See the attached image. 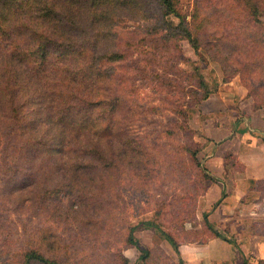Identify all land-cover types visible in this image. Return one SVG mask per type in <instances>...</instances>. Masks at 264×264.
<instances>
[{
    "label": "trees",
    "instance_id": "trees-1",
    "mask_svg": "<svg viewBox=\"0 0 264 264\" xmlns=\"http://www.w3.org/2000/svg\"><path fill=\"white\" fill-rule=\"evenodd\" d=\"M168 15H174L179 20L178 24L174 25L168 20ZM128 17L139 18L148 23L142 25L141 30L137 28L127 33L120 25L121 21ZM151 19L155 21L150 22ZM183 21L178 0H152L150 5L147 1L140 0H0V77L7 80L3 83L4 87H0V102L6 101V106H3L0 113V132L8 130L17 133L21 128L19 141L22 143L15 144L13 137L10 144L18 145L21 151L24 146L32 148L35 165L36 162L41 163L44 159H49L48 154L52 152L51 156L55 157L54 168L63 170L54 176V172L49 174V177L44 174V183L38 187L37 196H57L62 192L65 198L77 199L82 201L84 206L88 205L90 213L98 208L94 204H97L98 200L101 167L104 166L106 170L104 186H107L109 192L112 188L109 179L113 178V170L126 173L124 161L130 163L133 160L137 164L143 161L142 165L145 166L157 161L148 152L152 148H157L158 153L161 149V153L166 154V159L170 161L173 156H177L180 173L182 171L187 176L184 182L192 181L195 176L205 180L215 179L202 166V159L198 154L203 145L194 140V130L188 126L186 120L188 107L205 99L208 90L199 73H190L178 66L183 58L179 42L184 37L194 50H197L199 36L193 35L192 31L200 33L203 30V36L207 35L206 39L211 37L220 39L219 41L226 40L231 34L216 20L212 22V33L205 29L199 30L198 24L187 28ZM262 29L261 38H248V41L238 42L240 45L233 41L242 60L247 58L246 62H250L254 68H264V25ZM232 31L235 32L236 38L242 32L237 26ZM243 45L253 51L250 54L247 49V57L241 49ZM53 53L57 54V59L62 60L58 62L57 68L63 71V78L58 82L66 100L64 108H59L61 115L52 112V106L51 112H48L47 120L58 129L55 136L47 140L38 138L39 129L33 128L35 121L30 123L29 130H25L29 121L22 120L25 113L21 114L22 108L17 106L13 97L19 83H13L12 80L22 78L24 65L34 76V70H40L43 66L42 62L35 63L36 56L40 55L45 61V58ZM128 59L130 60L127 62ZM159 71L163 73L160 74ZM131 72L134 73L131 75ZM238 73L242 78V85L248 89V94L254 100V106L264 107V83L244 82L242 72L238 71L237 67L229 74L234 76ZM170 75L190 77L191 82L188 87H183L181 82ZM225 75L227 76L224 73L222 81L228 80ZM137 76L141 79H157L159 84H156V87H161L158 89L166 86L167 93L173 91V102L166 101L165 107L180 116L181 121L174 120L173 128L161 130L157 134L162 137L165 131L172 140L177 141V145L170 151H164V145L157 144V140L150 139L146 142L145 136L140 132L134 133L130 127L131 121L141 120L158 108L148 107L147 101L136 92L134 78L138 79ZM40 77H36L39 82L46 78ZM40 86L44 87L45 83ZM6 114L10 119L7 120ZM1 116L6 118L2 123ZM93 135L106 137L108 141L103 144ZM116 149L120 150L122 155L117 162L115 155L112 157ZM103 153H107V157L103 156ZM48 178H52L51 182H56L51 184ZM194 186L196 182H190L189 188L193 191ZM161 213L156 210L158 220ZM207 215L206 212L203 213L202 219L198 220L205 236L203 239L194 237L199 228L191 231L193 237L186 236L190 232V229L184 226L186 220H182L181 231L176 236L158 224L154 228L175 254L180 242L202 241L211 235L235 244L233 239L212 227ZM122 229L125 230L128 244L140 251L139 260L148 264L151 249L140 245L133 234L135 227L123 224ZM30 241L34 242V239ZM27 256L30 261L37 259L42 263L56 264L34 250ZM178 264H183L180 258ZM242 264H246V260ZM258 264H264V261Z\"/></svg>",
    "mask_w": 264,
    "mask_h": 264
},
{
    "label": "rangeland",
    "instance_id": "rangeland-1",
    "mask_svg": "<svg viewBox=\"0 0 264 264\" xmlns=\"http://www.w3.org/2000/svg\"><path fill=\"white\" fill-rule=\"evenodd\" d=\"M140 1H147L149 5L152 3V0ZM178 7L187 28L198 24L199 30L205 29L212 33L214 29L212 22L216 20L231 34L226 40L219 41L220 39L211 37L206 39L207 35L203 36V30L200 33L192 31L193 35L199 36V48L194 50L183 37L179 42L183 58L178 66L187 72L199 73L204 82L208 80L210 83L209 88L206 86L208 91L224 78V73L227 74L225 75L227 79L232 78L229 73L236 67L242 72L244 82L264 83V68L252 67L250 62H246L247 58L242 60L239 50L233 45V41L240 45L243 40L248 41V38L251 40L261 38L264 0H178ZM167 19L174 25L179 22L174 15H168ZM153 20L155 21V19L149 21L154 22ZM147 23L139 18L128 17L121 21L120 27L129 33L137 28L141 30L142 25ZM235 26L242 31L237 38L232 31ZM241 49L246 57L247 49L250 54L253 52L245 45L241 46ZM56 55L54 53L48 55L45 61L40 55L36 56L35 63L42 62V68L33 69V76L24 65L22 78L12 80L13 83H19L13 97L17 106L22 108L21 114L25 113L22 120L29 121L25 130H29L30 123L35 121L36 125L33 128L39 129V139L51 140L58 129L47 120L51 106L52 112L60 115L62 113L59 108L65 106L66 95L61 91L58 82L63 78V71L57 68L58 62L62 60L57 59ZM133 73L131 72V75ZM235 75L242 80L239 73ZM35 76L46 78L39 82ZM170 76L181 82L183 87H188L191 82L190 77ZM137 78H134L136 92L143 96L148 107L158 108L141 120L131 121L130 127L134 133L140 132L145 136L146 142L150 139L157 140L159 141L157 144L164 145L162 147L164 151H170L177 145V141L172 140L165 131L162 137H158L157 134L161 130L173 128L174 120L181 121L180 116L165 107L166 101L173 102L175 97L173 91L167 93L166 86L158 89L161 87L160 85L156 87V84H159L157 79H141L138 76ZM6 81L4 77H0V87L3 88ZM211 82L214 85H211ZM41 83H45V86H40ZM56 92L59 95H54ZM262 92L264 96V88ZM196 105L188 107L186 120L188 126L194 130V140L200 145L202 138L198 133ZM3 106H6L5 100L0 102V113ZM1 117V123L6 118L10 119L7 114L6 118ZM19 130L21 131V128L17 133L8 130L0 132V264H47L37 259L30 261L27 254L30 255L31 250L44 254L56 264H143L139 260L140 251L126 241L123 224L134 226L133 234L140 245L151 249L148 264H171V260L173 264H178L173 249L154 228L156 224L176 236L181 231L182 220H186L184 226L190 229V234L186 236L193 237L191 231L199 228L198 234L194 237L199 239L205 237L198 225V219L195 218V209L207 180L195 176L192 181L184 182L187 176L182 171L180 173L177 156H173L170 161L166 159V154L161 153V149L160 151L158 149V153L157 148H152L148 152L157 160L154 164L145 166L142 165L143 161L141 164L133 160L130 163L124 161L126 173L113 170V178L109 179L112 186L109 192L107 186H104L106 170L102 166L98 200L97 204H94L98 208L89 213L88 205L84 206L82 201L77 199L65 198L62 192L57 196L51 194L37 196L38 187L44 183V174H48L49 177V174L54 172L52 174L54 176L63 170L54 168L55 157L51 156L52 152L48 154L49 159L46 158L47 160L44 159L41 163L36 162L35 165L32 148L24 146L21 151L18 145L12 146L10 143L13 142V137L15 144L22 143L19 141L21 139ZM94 138H98L103 144L108 141V138H101L98 135ZM113 155L115 162L122 156L117 149L114 154L112 153V157ZM103 156L107 157V153H103ZM51 180L52 178L48 182ZM55 182L52 181L51 184ZM190 182H196L194 191L189 188ZM156 210L162 212L159 220L155 215ZM228 235L233 239L232 234ZM32 239L34 242L30 241Z\"/></svg>",
    "mask_w": 264,
    "mask_h": 264
},
{
    "label": "crops",
    "instance_id": "crops-1",
    "mask_svg": "<svg viewBox=\"0 0 264 264\" xmlns=\"http://www.w3.org/2000/svg\"><path fill=\"white\" fill-rule=\"evenodd\" d=\"M195 109L203 145L198 156L215 178L207 180L195 217L206 212L212 227L232 234L236 246L211 235L180 242L176 256L183 264H258L264 261V107L254 106L235 75L220 79Z\"/></svg>",
    "mask_w": 264,
    "mask_h": 264
}]
</instances>
